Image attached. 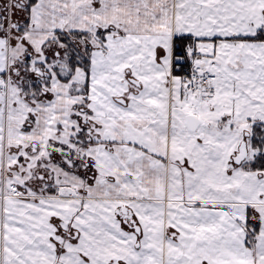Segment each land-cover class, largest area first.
<instances>
[{"label":"snow or ice","instance_id":"snow-or-ice-1","mask_svg":"<svg viewBox=\"0 0 264 264\" xmlns=\"http://www.w3.org/2000/svg\"><path fill=\"white\" fill-rule=\"evenodd\" d=\"M0 264H264V0H0Z\"/></svg>","mask_w":264,"mask_h":264}]
</instances>
